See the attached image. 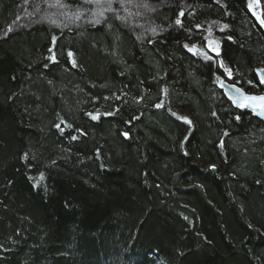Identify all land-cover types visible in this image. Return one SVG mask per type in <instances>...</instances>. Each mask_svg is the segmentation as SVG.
Returning <instances> with one entry per match:
<instances>
[{
    "label": "trees",
    "instance_id": "1",
    "mask_svg": "<svg viewBox=\"0 0 264 264\" xmlns=\"http://www.w3.org/2000/svg\"><path fill=\"white\" fill-rule=\"evenodd\" d=\"M257 67L247 0H0V264H264Z\"/></svg>",
    "mask_w": 264,
    "mask_h": 264
},
{
    "label": "snow or ice",
    "instance_id": "2",
    "mask_svg": "<svg viewBox=\"0 0 264 264\" xmlns=\"http://www.w3.org/2000/svg\"><path fill=\"white\" fill-rule=\"evenodd\" d=\"M89 2H92V0H89ZM94 2L97 5H100L104 2V0H94ZM260 0H255V4H253L252 2H250L248 4V8L249 10L253 13V15L257 16V19L260 21L261 25L264 26V18H261L260 15H257L255 9L260 7ZM110 7V4H109ZM102 15V13H101ZM180 16H183V12H181L179 14ZM95 23H99V20L95 21ZM176 23L179 25L181 24V20L177 19ZM209 48L211 51H215L217 53V55H219L218 52V45H215L214 42L209 41ZM69 55L71 56V53H69ZM75 61H73V67H75ZM223 66V65H222ZM226 74L229 76V78H231L232 73L230 70L226 69ZM257 75L260 77V83L264 84V70H260ZM237 92H239L240 94V99L237 101V103H239V106L241 108H252L254 112H258L261 115H264V96H251V95H247L243 92V90L241 89H236ZM159 106V105H158ZM92 119H98L97 116H92ZM178 119H184L185 123L191 124V121H188L186 118H180L178 117ZM237 119H239V117H237ZM59 127V126H58ZM127 135V134H125ZM73 139H75V137H73Z\"/></svg>",
    "mask_w": 264,
    "mask_h": 264
},
{
    "label": "water",
    "instance_id": "3",
    "mask_svg": "<svg viewBox=\"0 0 264 264\" xmlns=\"http://www.w3.org/2000/svg\"><path fill=\"white\" fill-rule=\"evenodd\" d=\"M182 11H180L181 13ZM264 13V11H263ZM256 22L262 27L264 28V26L261 25L260 21L257 19L256 16ZM223 64V63H222ZM260 71V69L256 68V73H258ZM258 78L260 79V77L258 76ZM218 88H220L222 90L223 95L231 102L232 106L234 108L237 109H243L245 111L250 112L253 116H255L256 118H258L261 121H264V115L259 114L258 112H254L252 108L248 107V108H241L239 106V103H237V101L240 99V94L239 92L236 91V89H241L239 86L231 84L229 82H226V80L223 79V77H220L218 79V83H217ZM243 92L247 95H251V96H264V94H252V93H247L246 91L243 90ZM213 172L216 171L215 167L211 168Z\"/></svg>",
    "mask_w": 264,
    "mask_h": 264
},
{
    "label": "rangeland",
    "instance_id": "4",
    "mask_svg": "<svg viewBox=\"0 0 264 264\" xmlns=\"http://www.w3.org/2000/svg\"><path fill=\"white\" fill-rule=\"evenodd\" d=\"M252 2L253 4H255V0H248V4ZM52 8H55V10L58 9V11H55L54 14L56 15H60L59 11L62 12L63 10L62 7H57V6H53ZM256 13L260 12L262 13L264 11V9L262 8V6L258 7L255 9ZM253 14V13H252ZM46 15V14H44ZM92 15H96V14H92ZM63 16H67V15H63ZM209 41L214 42L215 45L219 46V41L217 39H215L214 37H212L211 35L207 36L205 43H204V47L199 49V48H190L191 51L197 53L199 56L206 58L207 56L210 55V53L215 52V51H211L209 48Z\"/></svg>",
    "mask_w": 264,
    "mask_h": 264
},
{
    "label": "bare ground",
    "instance_id": "5",
    "mask_svg": "<svg viewBox=\"0 0 264 264\" xmlns=\"http://www.w3.org/2000/svg\"><path fill=\"white\" fill-rule=\"evenodd\" d=\"M247 4H248V0H247ZM261 4V3H260ZM262 6V5H261ZM252 13V12H251ZM257 15H260L261 16V18H264V13L262 12V13H260V12H258L257 13ZM254 17H255V21H256V15H253ZM203 47H204V45H203ZM202 47V48H203ZM219 47V46H218ZM219 63H220V67L222 68V70H223V72H224V74L226 73V69H228L229 70V67L226 65V63L224 62V60L223 59H221V58H219ZM223 63V64H222ZM223 65V66H222ZM258 69H260L261 70V68L260 67H257ZM255 72H256V69H255ZM257 74V73H256ZM226 75V74H225ZM258 76V75H257ZM220 77H223V76H220ZM219 77V78H220ZM218 78V79H219ZM223 79H224V77H223ZM225 80V79H224ZM226 82H228V81H226ZM218 83V82H217ZM229 83H231V82H229ZM231 84H234V85H236L235 83H231ZM238 86V85H237ZM241 88V87H240ZM222 91V90H221ZM212 167H214V166H211L210 167V169L212 168ZM211 172L213 173V174H216V171L215 172H213L212 171V169H211ZM39 176H41L40 174H39ZM159 264H164V263H162L161 261L159 262Z\"/></svg>",
    "mask_w": 264,
    "mask_h": 264
}]
</instances>
